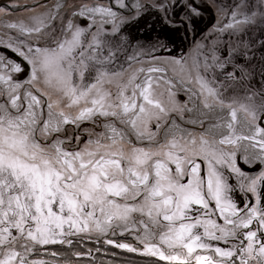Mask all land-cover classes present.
Here are the masks:
<instances>
[{
  "label": "snow or ice",
  "instance_id": "snow-or-ice-1",
  "mask_svg": "<svg viewBox=\"0 0 264 264\" xmlns=\"http://www.w3.org/2000/svg\"><path fill=\"white\" fill-rule=\"evenodd\" d=\"M170 3L0 4V264H264V0L164 57L129 28Z\"/></svg>",
  "mask_w": 264,
  "mask_h": 264
},
{
  "label": "flooded vegetation",
  "instance_id": "flooded-vegetation-1",
  "mask_svg": "<svg viewBox=\"0 0 264 264\" xmlns=\"http://www.w3.org/2000/svg\"><path fill=\"white\" fill-rule=\"evenodd\" d=\"M221 2L223 0H171L168 16L173 21L172 25L163 23L161 14L152 11L139 24L130 26L129 32L142 46L162 40L170 51L161 49L157 55H185L191 53L197 43L212 44L215 28L224 22L216 7ZM189 4L200 10V15L191 17L190 22L186 20L189 16ZM145 24H151L152 27L147 28ZM220 47L223 50L225 44L222 43Z\"/></svg>",
  "mask_w": 264,
  "mask_h": 264
},
{
  "label": "trees",
  "instance_id": "trees-1",
  "mask_svg": "<svg viewBox=\"0 0 264 264\" xmlns=\"http://www.w3.org/2000/svg\"><path fill=\"white\" fill-rule=\"evenodd\" d=\"M7 0H0V4H4ZM131 32H133V28H131ZM127 240L131 241L130 238L125 237H115L117 240ZM57 250L63 252H70L71 250L62 248L61 246H55ZM73 248L76 251L85 253L84 256L77 259L75 257H67L72 259V261L82 262L81 264H148V258L139 257L131 253L123 252L119 249L112 248L110 246L104 244H96L93 242H85L83 244H74ZM99 248L100 251H96ZM88 249H92L91 255H87ZM112 253H116V255H112Z\"/></svg>",
  "mask_w": 264,
  "mask_h": 264
},
{
  "label": "rangeland",
  "instance_id": "rangeland-1",
  "mask_svg": "<svg viewBox=\"0 0 264 264\" xmlns=\"http://www.w3.org/2000/svg\"><path fill=\"white\" fill-rule=\"evenodd\" d=\"M10 2H13V0H7L4 4L6 3H10ZM14 2L18 5H20L21 7H23L24 5L26 4H35L36 3V0H14ZM15 12L19 13L20 12V9L17 8V9H14ZM30 13H22V15H29ZM14 18H19V16L17 17H14ZM120 238V237H118ZM121 241H124L123 238L121 239ZM82 262H78V261H73V264H81Z\"/></svg>",
  "mask_w": 264,
  "mask_h": 264
}]
</instances>
